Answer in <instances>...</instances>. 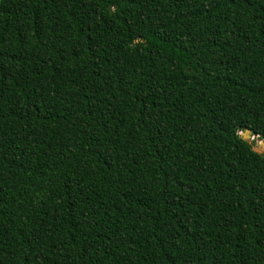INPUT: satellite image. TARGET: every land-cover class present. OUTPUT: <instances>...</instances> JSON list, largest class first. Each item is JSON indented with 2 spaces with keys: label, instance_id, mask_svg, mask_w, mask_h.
<instances>
[{
  "label": "trees",
  "instance_id": "16d2710c",
  "mask_svg": "<svg viewBox=\"0 0 264 264\" xmlns=\"http://www.w3.org/2000/svg\"><path fill=\"white\" fill-rule=\"evenodd\" d=\"M245 129L264 0H0V264H264Z\"/></svg>",
  "mask_w": 264,
  "mask_h": 264
},
{
  "label": "rangeland",
  "instance_id": "374dc122",
  "mask_svg": "<svg viewBox=\"0 0 264 264\" xmlns=\"http://www.w3.org/2000/svg\"><path fill=\"white\" fill-rule=\"evenodd\" d=\"M248 141L252 144L253 149L256 150L257 152L264 153V147L263 145L259 144V142H262V140H258L257 137H248Z\"/></svg>",
  "mask_w": 264,
  "mask_h": 264
},
{
  "label": "water",
  "instance_id": "95a60500",
  "mask_svg": "<svg viewBox=\"0 0 264 264\" xmlns=\"http://www.w3.org/2000/svg\"><path fill=\"white\" fill-rule=\"evenodd\" d=\"M239 134L243 140H248V137H251V138L253 137L251 135V131L249 129H245V130L241 131ZM257 137H258V140H262V143H264V139H262L263 138L262 134H258Z\"/></svg>",
  "mask_w": 264,
  "mask_h": 264
},
{
  "label": "bare ground",
  "instance_id": "6f19581e",
  "mask_svg": "<svg viewBox=\"0 0 264 264\" xmlns=\"http://www.w3.org/2000/svg\"><path fill=\"white\" fill-rule=\"evenodd\" d=\"M259 144L263 145V147H264V143H262V142H259Z\"/></svg>",
  "mask_w": 264,
  "mask_h": 264
}]
</instances>
